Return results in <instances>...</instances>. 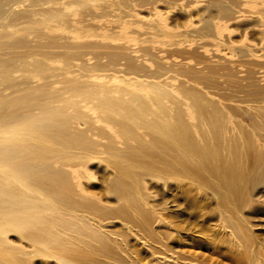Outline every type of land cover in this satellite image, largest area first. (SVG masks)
I'll return each mask as SVG.
<instances>
[{
    "label": "bare ground",
    "instance_id": "bare-ground-1",
    "mask_svg": "<svg viewBox=\"0 0 264 264\" xmlns=\"http://www.w3.org/2000/svg\"><path fill=\"white\" fill-rule=\"evenodd\" d=\"M215 7L224 19L232 16L225 3L216 2ZM77 15L93 17L89 0H0V264L49 260L80 264L98 251L113 258L114 264L121 262L117 258L126 242L103 226L112 216L127 218V208H98L78 193L74 180L81 182L84 176L71 172L96 159L99 147L108 157L104 163L117 173L111 193L131 210L145 208L139 216L147 228V216L155 212L143 197L148 188L142 176L147 172L178 180L187 178L184 167L200 166L232 195L237 194L244 208L251 204L245 200L249 187L264 180V172L261 180L255 172L259 161L250 169L244 166L253 158L248 151L258 159L264 157V146L259 151L244 136L247 153L241 154L234 145L226 156L222 150L224 123L230 119L226 107L208 99L201 89L176 85L177 79L170 83L124 80L140 90L103 82L101 73L108 71L107 66L97 59L91 64L89 52L74 46L77 38L84 37V29L76 25ZM204 29L209 33L210 23ZM106 58L117 64L116 55ZM124 60L127 77L159 80L167 75L160 65L147 75L130 56L124 55ZM187 113L202 122L192 125ZM202 123L206 131L198 127ZM125 227L133 232L132 226ZM11 237L19 246L13 245Z\"/></svg>",
    "mask_w": 264,
    "mask_h": 264
},
{
    "label": "rangeland",
    "instance_id": "rangeland-1",
    "mask_svg": "<svg viewBox=\"0 0 264 264\" xmlns=\"http://www.w3.org/2000/svg\"><path fill=\"white\" fill-rule=\"evenodd\" d=\"M216 2L230 7L232 16L224 19L216 10ZM89 4L93 17H75L78 29H84V37L77 38L74 46L89 52L86 51L88 58L93 59L91 64L97 59L107 66L108 71L101 73L105 75L103 82L130 90L140 89L128 86L125 79L156 83L177 79L176 85L195 86L208 99L226 107L230 118L224 123L225 141L222 139L226 156L234 145L240 147L241 154L247 153L244 136L250 137L256 144L255 149L261 150L259 147L264 146V130L260 129H264V115L260 113L264 107V0H89ZM207 23L211 25L209 33L204 29ZM60 31L57 29V33ZM109 54L118 57L116 65H111L106 58ZM124 55L143 66L147 75L154 73L158 65L167 69L164 71L167 75L159 80L127 77ZM257 91L262 93L258 95ZM261 112L264 113L263 108ZM187 116L189 123L197 126L196 121L200 119H194L191 113ZM198 127L207 130L203 123ZM193 131L197 133L196 129ZM197 134L196 139L201 142ZM117 143L122 147L121 139L117 138ZM97 150L96 159H89L84 168L71 172L84 176L81 182L74 180L78 193L94 201L98 208L113 210L120 205L127 208V218L112 216L114 219L106 220L108 224L103 226L126 242L128 250L119 252L117 260L121 262L117 264H131V261L136 264H264V180H261L264 157L257 159L248 151L253 158L244 166L250 169L251 164L259 161L255 172L261 183L249 187L245 200L251 204H245V208L238 204L237 194L232 195L200 166L184 167L187 178L178 180L137 171L140 175L145 173L142 178L146 179L148 190L143 197L147 207L155 211L147 216V228L139 216L145 208L131 210L111 193L110 184L117 173L110 164L104 163L108 157L102 155L103 148ZM125 225L132 226L133 232ZM10 240L19 246L14 238ZM102 253H90L80 264H114L113 258ZM42 263L58 264L54 260Z\"/></svg>",
    "mask_w": 264,
    "mask_h": 264
}]
</instances>
